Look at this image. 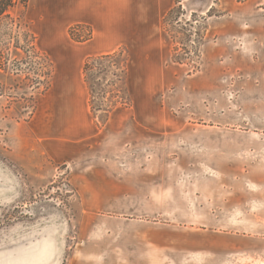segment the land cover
Masks as SVG:
<instances>
[{
  "label": "rangeland",
  "instance_id": "374dc122",
  "mask_svg": "<svg viewBox=\"0 0 264 264\" xmlns=\"http://www.w3.org/2000/svg\"><path fill=\"white\" fill-rule=\"evenodd\" d=\"M37 1L14 15L46 41ZM172 1L151 53L121 47L87 84L99 56L75 76L18 30L0 70V264H116L118 243L162 227L191 251L165 264H264V101L248 86L264 0Z\"/></svg>",
  "mask_w": 264,
  "mask_h": 264
},
{
  "label": "crops",
  "instance_id": "0c3cea01",
  "mask_svg": "<svg viewBox=\"0 0 264 264\" xmlns=\"http://www.w3.org/2000/svg\"><path fill=\"white\" fill-rule=\"evenodd\" d=\"M173 4L172 0H39L36 7L33 8L32 22L36 29L38 28L39 31L43 29V32L47 31V33H45L46 41H42L38 36L36 42L38 47L47 54L61 53L64 58V68L67 71L72 70L76 76V74L79 75L78 67L86 57L110 54L121 47H126L132 54L151 53L157 45L155 42L156 26ZM74 24L90 26L92 38L82 43L72 41L68 35V29ZM209 32L212 34L213 30L210 28ZM39 33L43 36L41 32ZM223 33L219 31L217 39L221 45L224 38ZM239 38H242L244 42H249L250 39L245 33H242ZM254 39H257L258 46L252 50L257 52L260 62L264 65V32L255 36ZM205 48L207 52H211L212 56L216 51L213 49L212 43L209 42L206 43ZM241 50L240 56H248L247 51H244L243 48ZM253 76L255 77V75ZM255 81V84L248 83V86L253 84L254 90L257 91L256 96L259 100L264 101V75L259 77V89L256 85L257 80L255 79ZM243 95L246 96L244 93ZM254 130L264 133V125L259 123L254 127ZM241 149H248V147L243 146ZM260 149L261 142H254L253 150L260 153ZM97 192H101L98 195L103 197L116 196L113 191L105 189L94 191L95 196ZM208 234L211 232L206 231L203 235L207 236ZM165 235V227H162L156 233L153 231L146 233L145 237L143 234L132 237L134 248L131 252L122 251L118 248L121 246L118 243L117 258L114 261L116 264L124 262L127 264H165L166 256L170 262L180 261L178 256L166 254V250H171L172 247L180 250L183 248L187 254L191 253L188 242L184 239L178 241L177 238H174L175 234L167 239ZM140 244L150 247L144 248ZM206 244L209 246L208 243Z\"/></svg>",
  "mask_w": 264,
  "mask_h": 264
},
{
  "label": "trees",
  "instance_id": "16d2710c",
  "mask_svg": "<svg viewBox=\"0 0 264 264\" xmlns=\"http://www.w3.org/2000/svg\"><path fill=\"white\" fill-rule=\"evenodd\" d=\"M179 3V2H178ZM29 0H0V70L1 68H6L8 62L11 59V56L19 50V41L17 39V32L20 29H23L25 36H27L28 41L30 42L31 48L35 49L36 38L30 33L29 24L25 23L20 16H15L14 12L17 9H22L25 11L28 7ZM170 10L168 14L171 12ZM167 14V15H168ZM23 21V23L21 22ZM87 30L86 35H76L75 30L83 29ZM69 36L74 42H85L92 38V30L88 26L84 25H74L70 27ZM6 53V55H5ZM12 53V55H11ZM122 53V50L115 51V53L110 55H103L99 57L88 58L82 68L84 82L87 84L88 74L91 67V62L97 60L110 59L117 56V54Z\"/></svg>",
  "mask_w": 264,
  "mask_h": 264
}]
</instances>
